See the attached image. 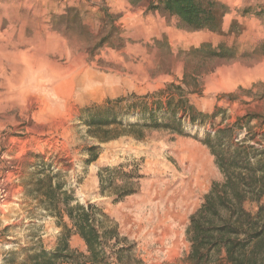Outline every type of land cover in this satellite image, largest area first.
Returning a JSON list of instances; mask_svg holds the SVG:
<instances>
[{
  "label": "rangeland",
  "instance_id": "obj_1",
  "mask_svg": "<svg viewBox=\"0 0 264 264\" xmlns=\"http://www.w3.org/2000/svg\"><path fill=\"white\" fill-rule=\"evenodd\" d=\"M157 1L0 0V264H24L35 246L53 250L64 231L36 192L38 163L78 200L104 208L134 263L190 264V218L225 180L201 141L206 130L247 117L235 141L264 152V0H220L230 7L221 31L191 28L152 9ZM219 47L224 56L213 54ZM181 96L218 115L203 125L186 116L182 134L110 126L116 136L104 140L109 132L83 118L123 97L121 119L136 122L132 105ZM104 167L118 169L105 195ZM260 205L264 196L244 203L252 215ZM73 235L71 250L85 253ZM244 255L263 264L264 236ZM212 260L235 264L224 250Z\"/></svg>",
  "mask_w": 264,
  "mask_h": 264
},
{
  "label": "trees",
  "instance_id": "obj_2",
  "mask_svg": "<svg viewBox=\"0 0 264 264\" xmlns=\"http://www.w3.org/2000/svg\"><path fill=\"white\" fill-rule=\"evenodd\" d=\"M151 8L174 15L191 28L212 31L222 30L224 17L230 11V7L220 0H158L151 4ZM220 47L215 48L213 54L224 56ZM123 100V97L107 100L85 111L83 118L90 130L109 132L106 136H99L100 139L116 136L110 134L115 130L110 126L138 130L168 128L182 134L186 116L192 125H203L218 115V111L211 114L197 111L181 96L176 101L170 97L165 103L158 99L151 106L146 102L134 104L132 106L139 121L125 123L121 119L122 111L118 110ZM180 113H183L181 118ZM245 118H239L232 125L206 130L201 139L215 156L225 180L213 184L202 206L190 218L187 234L191 251L186 258L190 264H222L212 260L213 255L222 250L235 264H253L244 252L264 236V205H260L256 215L244 207L246 200L259 202L264 196V152L243 141H235L236 127ZM90 155L88 162L98 157V153ZM38 164L40 177L36 192L44 196V209L58 218V224L64 231L53 250L43 246L31 248L24 264H62L64 261L74 264H136L133 262L132 245H121L126 238L121 237L117 223L109 222L110 217L104 208L97 202H81L72 191L65 189L63 183L54 182V175L47 173L50 165L44 162ZM116 171L117 168L109 167L99 171L101 194L110 192L108 190L118 176ZM125 176L132 175L128 173ZM129 193H117V199ZM65 218L67 221H64ZM73 234H79L84 240L87 246L85 253L71 250L69 241Z\"/></svg>",
  "mask_w": 264,
  "mask_h": 264
},
{
  "label": "crops",
  "instance_id": "obj_3",
  "mask_svg": "<svg viewBox=\"0 0 264 264\" xmlns=\"http://www.w3.org/2000/svg\"><path fill=\"white\" fill-rule=\"evenodd\" d=\"M74 235H78V234H74ZM74 235H73V236H74Z\"/></svg>",
  "mask_w": 264,
  "mask_h": 264
},
{
  "label": "bare ground",
  "instance_id": "obj_4",
  "mask_svg": "<svg viewBox=\"0 0 264 264\" xmlns=\"http://www.w3.org/2000/svg\"><path fill=\"white\" fill-rule=\"evenodd\" d=\"M197 183V182H196ZM199 184V183H198Z\"/></svg>",
  "mask_w": 264,
  "mask_h": 264
}]
</instances>
